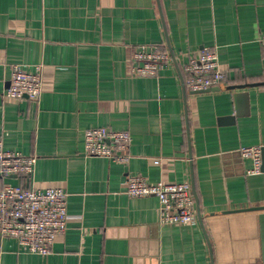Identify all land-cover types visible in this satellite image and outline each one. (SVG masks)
Instances as JSON below:
<instances>
[{"label": "crops", "instance_id": "0c3cea01", "mask_svg": "<svg viewBox=\"0 0 264 264\" xmlns=\"http://www.w3.org/2000/svg\"><path fill=\"white\" fill-rule=\"evenodd\" d=\"M262 33L264 0H0V139L35 158L29 186L68 194L51 253L0 236V264H264V173L239 154L264 145ZM140 45L171 64L133 75ZM203 49L226 80L190 94L182 65ZM15 65L40 68L38 100L5 95ZM100 127L130 134L128 164L84 154ZM129 175L190 183L196 221L162 223L156 197L126 194Z\"/></svg>", "mask_w": 264, "mask_h": 264}, {"label": "built area", "instance_id": "2783aa9c", "mask_svg": "<svg viewBox=\"0 0 264 264\" xmlns=\"http://www.w3.org/2000/svg\"><path fill=\"white\" fill-rule=\"evenodd\" d=\"M264 48V33L259 37ZM171 64L168 53L158 45L134 48L131 73L139 77H155ZM183 84L187 92L205 91L226 80L219 68L216 52L201 50L182 65ZM42 92L41 70L33 71L15 65L11 69L10 85L5 95L36 101ZM130 134L124 130L90 128L84 131V154L105 157L126 165L130 160ZM239 154L251 161L247 174L264 173V145L242 147ZM157 164L158 161H155ZM35 158L4 148L0 139V180L18 178V184H4L0 188V236L14 239L21 251L47 256L54 240L67 229V196L62 188L37 189L29 186ZM129 197H156L161 205L164 224H190L196 221L195 200L190 183H149L140 176L127 177Z\"/></svg>", "mask_w": 264, "mask_h": 264}, {"label": "water", "instance_id": "95a60500", "mask_svg": "<svg viewBox=\"0 0 264 264\" xmlns=\"http://www.w3.org/2000/svg\"><path fill=\"white\" fill-rule=\"evenodd\" d=\"M241 87H243V86H241ZM231 89H239V88H238V87H234V88H231ZM218 90H220V87H219V86H218V87H215V88L207 89V90H205V91L191 92L190 94H199V93L213 92V91H218ZM185 97H186V92H185ZM263 157H264V155H263ZM262 170L264 171V166L262 167ZM191 186H192V185H191ZM191 188H192V192H193L194 200H195V202H196V207L198 208L196 194H195V192H194L193 187H191ZM250 210H251V209H250ZM197 215H198V217H200L198 209H197Z\"/></svg>", "mask_w": 264, "mask_h": 264}]
</instances>
